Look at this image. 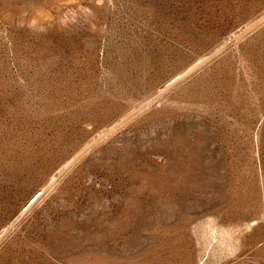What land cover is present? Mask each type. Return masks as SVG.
Returning <instances> with one entry per match:
<instances>
[{
  "label": "rangeland",
  "instance_id": "1",
  "mask_svg": "<svg viewBox=\"0 0 264 264\" xmlns=\"http://www.w3.org/2000/svg\"><path fill=\"white\" fill-rule=\"evenodd\" d=\"M0 264H264V0H0Z\"/></svg>",
  "mask_w": 264,
  "mask_h": 264
},
{
  "label": "clouds",
  "instance_id": "2",
  "mask_svg": "<svg viewBox=\"0 0 264 264\" xmlns=\"http://www.w3.org/2000/svg\"><path fill=\"white\" fill-rule=\"evenodd\" d=\"M100 3H103V0H100ZM42 14H43V10L41 9V10L38 11L37 15H42ZM37 24H38V20L34 17L30 21L29 27H35ZM41 30H43V29H41Z\"/></svg>",
  "mask_w": 264,
  "mask_h": 264
}]
</instances>
